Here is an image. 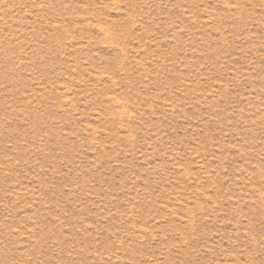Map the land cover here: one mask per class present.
<instances>
[{
    "label": "rangeland",
    "instance_id": "obj_1",
    "mask_svg": "<svg viewBox=\"0 0 264 264\" xmlns=\"http://www.w3.org/2000/svg\"><path fill=\"white\" fill-rule=\"evenodd\" d=\"M0 264H264V0H0Z\"/></svg>",
    "mask_w": 264,
    "mask_h": 264
},
{
    "label": "bare ground",
    "instance_id": "obj_2",
    "mask_svg": "<svg viewBox=\"0 0 264 264\" xmlns=\"http://www.w3.org/2000/svg\"><path fill=\"white\" fill-rule=\"evenodd\" d=\"M120 102H121V101H120ZM121 103H122V102H121ZM123 105H124V104H123ZM120 107H121V105H120ZM125 108H126V107H124V109H123V110H125ZM122 115H123V114H122Z\"/></svg>",
    "mask_w": 264,
    "mask_h": 264
}]
</instances>
